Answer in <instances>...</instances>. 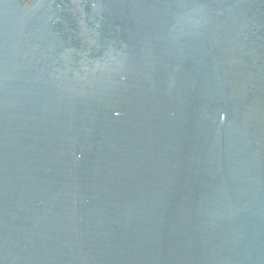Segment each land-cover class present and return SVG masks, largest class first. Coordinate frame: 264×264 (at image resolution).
<instances>
[{
    "label": "water",
    "instance_id": "95a60500",
    "mask_svg": "<svg viewBox=\"0 0 264 264\" xmlns=\"http://www.w3.org/2000/svg\"><path fill=\"white\" fill-rule=\"evenodd\" d=\"M0 264H264V0H0Z\"/></svg>",
    "mask_w": 264,
    "mask_h": 264
}]
</instances>
